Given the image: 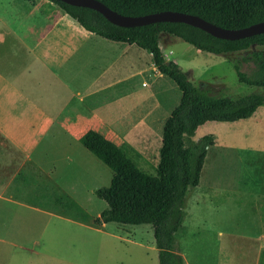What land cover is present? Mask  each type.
I'll return each instance as SVG.
<instances>
[{
  "label": "rangeland",
  "instance_id": "1",
  "mask_svg": "<svg viewBox=\"0 0 264 264\" xmlns=\"http://www.w3.org/2000/svg\"><path fill=\"white\" fill-rule=\"evenodd\" d=\"M36 1L42 7L44 0H0V16L12 28L20 25L28 29L33 18L24 15V11ZM67 19L84 29L68 15ZM1 28L4 27L0 25ZM159 46L165 59L174 60L191 83L210 95L259 92L264 96V89L240 84L233 68L236 59L250 50H264V46L219 55L199 51L167 34L160 35ZM144 53L135 57L136 70L142 72L130 82L131 96L124 101L128 107L136 102L139 110H129L120 119L122 127L115 142L135 150L138 155H132L138 165L154 174L162 126L178 104L181 92L170 78L153 67L149 52ZM247 68L243 64L242 69ZM144 99L146 102L138 103ZM144 106L150 111L143 112ZM206 134L213 136L214 145L207 150L203 166L207 169L202 173V168L199 185L189 190L185 198L182 228L176 233L178 251L184 255V264H259V254L264 250L260 221L264 202V103L244 120L205 122L193 139ZM67 154L72 159L70 165L65 164L69 172L63 177L60 163L55 179L63 178L64 186L79 192L88 214L72 204L62 212L25 211L22 229H0V238L4 239L0 242V264H158V250L149 225L93 222L100 214L96 215V211L106 207L94 190L109 184L111 171L80 143L72 144ZM39 192L48 193L45 189ZM35 201L45 207L46 202L58 203L45 196ZM85 213L87 219L82 218ZM4 218L0 215V221Z\"/></svg>",
  "mask_w": 264,
  "mask_h": 264
},
{
  "label": "crops",
  "instance_id": "2",
  "mask_svg": "<svg viewBox=\"0 0 264 264\" xmlns=\"http://www.w3.org/2000/svg\"><path fill=\"white\" fill-rule=\"evenodd\" d=\"M43 2L25 9L33 18L28 29L12 28L0 16V215L5 217L0 229L5 230L22 229L25 211L62 212L72 204L88 214L79 192L55 179L57 167L62 164L63 177L69 172L67 153L87 130L115 142L120 119L139 110L136 102L128 107L124 101L131 96L130 82L142 72L135 57L145 51L79 29L55 4ZM41 196L58 203L45 207L35 201Z\"/></svg>",
  "mask_w": 264,
  "mask_h": 264
},
{
  "label": "trees",
  "instance_id": "3",
  "mask_svg": "<svg viewBox=\"0 0 264 264\" xmlns=\"http://www.w3.org/2000/svg\"><path fill=\"white\" fill-rule=\"evenodd\" d=\"M79 25L95 35L124 44H134L149 52L157 71L170 78L181 92L178 104L162 126L161 145L155 173L144 171L126 145L117 144L102 133L89 129L79 138L82 146L110 171L109 184L94 190L106 207L93 222L103 225L146 224L153 229L158 264H184L178 251L176 233L182 228L184 203L189 190L199 185L207 150L214 138L206 134L193 139L199 126L208 121L234 122L251 117L264 103L259 92L210 95L191 83L174 61L165 59L159 46L161 34L177 37L195 49L213 54L246 51L264 46V33L235 40L220 39L205 31L177 22H157L135 27L110 23L87 7L49 0ZM112 10L128 16H141L165 10L198 15L223 28L239 29L264 21V0H100ZM245 64L248 68L243 70ZM240 84L264 89V50H250L233 62ZM87 214H82L87 219ZM264 231V202L260 207ZM264 264V250L259 254Z\"/></svg>",
  "mask_w": 264,
  "mask_h": 264
},
{
  "label": "water",
  "instance_id": "4",
  "mask_svg": "<svg viewBox=\"0 0 264 264\" xmlns=\"http://www.w3.org/2000/svg\"><path fill=\"white\" fill-rule=\"evenodd\" d=\"M70 5L87 7L99 12L110 23L120 27H135L157 22H177L185 23L199 28L213 37L227 40L241 39L260 33H264V21H260L239 29L223 28L204 18L179 11L165 10L155 13H149L141 16H128L120 14L100 0H59Z\"/></svg>",
  "mask_w": 264,
  "mask_h": 264
},
{
  "label": "bare ground",
  "instance_id": "5",
  "mask_svg": "<svg viewBox=\"0 0 264 264\" xmlns=\"http://www.w3.org/2000/svg\"><path fill=\"white\" fill-rule=\"evenodd\" d=\"M209 163H210V162H209ZM204 169H207V168H203L202 173H205V172H203ZM202 173H201V175H202ZM181 255H182V254H181ZM182 257H183V259H184V255H182Z\"/></svg>",
  "mask_w": 264,
  "mask_h": 264
}]
</instances>
